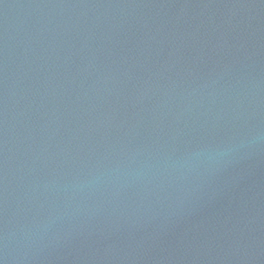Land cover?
Masks as SVG:
<instances>
[{"label": "water", "instance_id": "water-1", "mask_svg": "<svg viewBox=\"0 0 264 264\" xmlns=\"http://www.w3.org/2000/svg\"><path fill=\"white\" fill-rule=\"evenodd\" d=\"M0 264H264V0H0Z\"/></svg>", "mask_w": 264, "mask_h": 264}]
</instances>
